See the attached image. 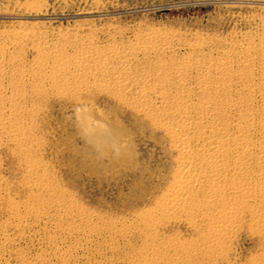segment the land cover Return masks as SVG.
Segmentation results:
<instances>
[{
  "label": "rangeland",
  "instance_id": "obj_1",
  "mask_svg": "<svg viewBox=\"0 0 264 264\" xmlns=\"http://www.w3.org/2000/svg\"><path fill=\"white\" fill-rule=\"evenodd\" d=\"M29 28L51 42L59 34L86 31L99 42L105 33L118 39L159 31L213 51L215 45L254 41L264 30V0H0V43L6 42L2 58L8 62L0 74V99L17 113L16 121L0 113V212L7 203L20 213L30 210L19 215L26 216L23 237L0 247V264H123L146 240L170 258L197 244L188 253L191 264H250L263 258L264 241L250 232L247 218L234 223L226 237L204 242L212 230L204 216L216 214V208L198 190L168 212H156L172 193L176 169L164 131L108 95L85 92L77 104L59 98L47 87L49 72L31 44L10 42L8 34ZM86 103L130 130L134 141L124 159L98 156L78 139L73 107ZM13 123L22 141L16 140ZM30 180L40 184L35 194ZM53 196L76 211L77 218L70 219L75 226L127 232L84 241L78 231L53 223L54 213H42ZM150 215L156 220L152 227L146 225Z\"/></svg>",
  "mask_w": 264,
  "mask_h": 264
},
{
  "label": "bare ground",
  "instance_id": "obj_2",
  "mask_svg": "<svg viewBox=\"0 0 264 264\" xmlns=\"http://www.w3.org/2000/svg\"><path fill=\"white\" fill-rule=\"evenodd\" d=\"M31 29L8 34L10 42L31 44L49 72L47 87L59 98L76 103L85 92L108 95L164 131L175 153L176 169L172 193L156 212H168L198 190L216 208V214L204 216L212 228L204 242L226 237L241 218H247L250 232L264 241V30L239 47L215 45L213 51H206L198 41L183 42L159 31L134 32L128 38L121 34L118 39L105 33L101 42L86 31L83 36L59 34L51 42ZM5 44L0 43V74L8 66L2 58ZM0 113L16 121V110L2 99ZM71 118L78 139L98 156L124 159L127 144L134 141L129 129L108 122L87 103L74 105ZM15 126V138L22 141ZM28 186L33 194L40 189L34 180ZM41 209L44 214L54 213L53 223L78 231L84 241L127 232L110 226L73 225L70 219L77 214L65 198L53 196ZM28 213H20L11 203L0 212L2 250L23 237L20 228L26 216H20ZM154 217L150 215L146 225L152 227ZM193 249L198 245L170 258L146 240L123 264H191L188 253ZM250 264H264V256Z\"/></svg>",
  "mask_w": 264,
  "mask_h": 264
}]
</instances>
